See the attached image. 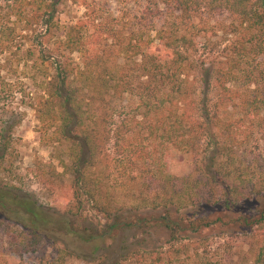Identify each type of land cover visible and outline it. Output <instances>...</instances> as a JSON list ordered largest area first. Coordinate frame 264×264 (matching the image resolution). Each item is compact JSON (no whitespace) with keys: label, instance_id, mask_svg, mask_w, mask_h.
<instances>
[{"label":"trees","instance_id":"obj_1","mask_svg":"<svg viewBox=\"0 0 264 264\" xmlns=\"http://www.w3.org/2000/svg\"><path fill=\"white\" fill-rule=\"evenodd\" d=\"M67 2L83 14L63 25ZM128 10L0 0V86L8 92L4 71L33 62L30 106L51 147L36 173L70 193L48 209L19 188L17 122L0 126V225L18 228L10 254L48 246L49 264H264V0ZM207 45L209 63L198 58ZM177 159L187 173L170 170Z\"/></svg>","mask_w":264,"mask_h":264},{"label":"rangeland","instance_id":"obj_2","mask_svg":"<svg viewBox=\"0 0 264 264\" xmlns=\"http://www.w3.org/2000/svg\"><path fill=\"white\" fill-rule=\"evenodd\" d=\"M100 3L115 16L123 15V11L128 8H136L137 10L142 8L145 4V0H99ZM58 18L63 25L70 22H74L77 18L83 14V8L76 6L70 2L59 5ZM209 24H215L217 20L221 24L228 23L230 19L225 17H211L208 18ZM222 28V27H221ZM216 33H211L212 42H219L218 50L220 47L225 46L227 41L225 40V34L222 30H216ZM203 41L202 43H204ZM205 44V43H204ZM213 45H207L206 49L202 47V51L199 53L198 58L205 62H211L217 55L216 51L210 50ZM31 45L26 43L23 46L22 53H26V50ZM204 48V49H203ZM27 63L22 61L21 66L18 69L12 67L9 72L4 71L2 75L5 77V83L7 85L8 92H3V86H0V126L5 124H14L12 135V147L14 148L13 162L14 172L16 175L13 180L19 188L24 192L29 193L40 204H43L46 208L50 209L54 204L66 205L68 202L70 193L67 187L62 189H55L49 182L46 183L42 179L38 178L39 174L36 173V162L43 160L49 162L51 160V147L41 143L38 128V120L35 116V111L30 106V102L33 101L38 83L35 80V73L33 69V62ZM17 70V71H16ZM10 91L12 93L10 94ZM178 160V159H177ZM173 173L184 174L190 170V166L187 160H178L174 168H170ZM38 175V176H37ZM94 214V212H90ZM54 234L62 235L61 227L57 224L54 229H51ZM18 235V228L12 225L4 227L0 225V255L9 259L11 264H49V256L52 250L48 246L41 247L38 252H27L23 258L11 255L9 241H12L13 237ZM67 264H90L82 260L70 259Z\"/></svg>","mask_w":264,"mask_h":264}]
</instances>
